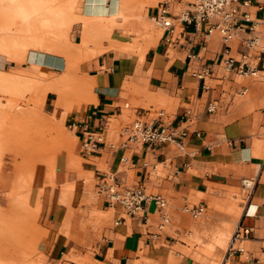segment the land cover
<instances>
[{
	"label": "crops",
	"instance_id": "1",
	"mask_svg": "<svg viewBox=\"0 0 264 264\" xmlns=\"http://www.w3.org/2000/svg\"><path fill=\"white\" fill-rule=\"evenodd\" d=\"M81 6L82 0H77L76 14ZM182 6L172 3L170 9L175 13ZM242 12L264 21V0L240 4ZM147 14L153 19L155 5L147 8ZM73 25L80 32L81 22ZM258 27L262 28V23ZM245 36L236 35L232 54L245 50ZM222 48L218 31L204 36L203 23L195 30L193 24L175 19L174 33L169 35L162 28L138 57L108 49L81 64L83 72H88L92 91L77 110L66 114V119L75 123L73 129L80 143L83 123L101 131L104 141L92 152L81 148L82 176L69 180L63 173L55 175L54 169L47 183L55 180V185L49 187L44 184L45 170L35 172L28 203H36L39 196L37 222L47 230L43 244L52 261L81 264L73 259L78 255L77 240L64 228L70 222V232L77 233L73 225L79 216H69L68 212L86 208L102 224L100 236L91 245L93 264H194L188 256L177 258V249L184 245L177 237L211 231L229 220L220 211L208 210L204 220L197 223L192 220L197 217L184 207L203 204V215L209 201L231 190L233 200L235 192L242 197L235 227H248L250 231L234 241L233 251L226 252L221 264H264V106L235 109L234 93L240 88L232 80L238 74L224 67ZM8 65L13 66V60L0 53V70ZM258 93L256 85L251 95ZM211 104L212 111L208 110ZM159 111L164 112L167 123L184 131L180 144L119 145L127 120L152 121ZM104 173L114 174L121 190L140 186L145 194L161 195L169 220L163 221L150 199L142 201L134 214L119 203L110 204L96 190ZM85 176L94 180L89 206L85 203ZM15 184L18 182L13 179L6 196ZM226 196L230 197L229 193ZM227 234L220 230L213 244L224 242Z\"/></svg>",
	"mask_w": 264,
	"mask_h": 264
},
{
	"label": "rangeland",
	"instance_id": "2",
	"mask_svg": "<svg viewBox=\"0 0 264 264\" xmlns=\"http://www.w3.org/2000/svg\"><path fill=\"white\" fill-rule=\"evenodd\" d=\"M156 1L131 0L132 7H130V0H120L119 13L97 17L84 15L86 0H82L79 14L75 13L77 0H64L75 18L67 33V39L75 49V55L68 65L69 73L65 74L67 73L66 69L62 72L63 79L58 90L47 89L40 97L35 95L34 85L40 83L41 77L31 80L18 79L12 82H6L0 78V214L2 215H0V230H5L3 233L0 232V264H56L44 249L43 242L47 230L37 222L38 211L36 209L37 205L39 209V196L36 203H28L29 194L33 193L32 182L35 172L45 170L44 184L49 182L54 169L55 175L63 173L69 180L76 176H82L81 143L77 140L73 127L69 126L70 122L66 119V114L77 110L80 103L85 101L92 91L88 72L86 70L83 72L81 64L89 63L92 56L108 49L118 53L125 52L140 56L147 45L157 39L162 30V27L147 14V8L155 5ZM60 2L62 3L63 0H55L51 4L57 7ZM20 9V6L14 5V3L9 6L7 0H0V28L3 27V24H7L11 15L16 13L19 16ZM78 21L81 22L80 32L78 26L73 25ZM1 23L3 24L1 25ZM20 23L18 21L17 24ZM54 30L57 36L60 30L57 26ZM27 34L31 33L22 32L20 36L29 37ZM58 38L59 36H57ZM233 55L238 57L237 53ZM44 57L42 55L40 59L43 61L52 59L48 55ZM24 60L13 61L14 65H8L3 73L5 74L11 69L29 71L30 67ZM255 62L256 60H253V63ZM47 68L48 70L53 69L51 66ZM259 68L264 70L260 65ZM35 81L37 83H34ZM232 81L240 88L238 92L234 93L235 109L244 111L264 106V71H259L255 76L238 74ZM256 85L259 93L252 96L251 93ZM56 108L57 111H55ZM130 120L132 119L127 122ZM13 147L27 151V156L22 158L11 154L10 148ZM13 179L14 183L18 182V184H15L13 192L6 196L4 193L11 189ZM85 179L88 186L85 203L89 206L95 190L94 180L88 176H85ZM46 185L52 187L55 185V180L54 183ZM227 193L230 197L226 196ZM232 195L233 191L225 190L222 197L209 201L203 215L192 218L198 223L204 220L208 210H215L228 216L229 223L220 222L213 230L204 233L179 235L177 239L184 245L177 249L179 254L177 258L188 256L194 264H221L235 227L236 218L241 210L239 202L242 201V197L238 192H235L236 199L233 200ZM93 214V211L86 208L68 212L69 216H79L78 223L73 225L78 229L77 233L70 232L72 227L70 222L64 228L66 234L74 236L77 240L79 249L75 253L78 255L73 256L77 263L93 264L91 245L100 236L102 226L96 221ZM19 218H26L29 224L22 225L21 221H18ZM16 227L17 229L19 227V231ZM8 229L11 232L8 233ZM189 229L195 230L192 227ZM220 230L228 232L225 241L213 244V239ZM195 234L200 239L195 237ZM4 247L7 248V251H2Z\"/></svg>",
	"mask_w": 264,
	"mask_h": 264
},
{
	"label": "built area",
	"instance_id": "3",
	"mask_svg": "<svg viewBox=\"0 0 264 264\" xmlns=\"http://www.w3.org/2000/svg\"><path fill=\"white\" fill-rule=\"evenodd\" d=\"M172 3H183V6L175 13H172ZM249 0H157L153 19L167 34L172 35L175 30V19L185 24H193L194 29H200L203 23V34L208 36L213 31L220 33L223 48L222 61L227 70H232L239 75L255 76L259 73V65L264 68V21L252 19L247 12L239 13V5H247ZM262 23V28H259ZM238 33H245L243 39L244 51L239 52L235 57L232 52V41ZM253 60H256L253 63ZM211 104L208 110L212 111ZM164 112L159 111L152 121L134 119L121 128L123 136L120 146H127L131 143L140 142L151 146L161 145L167 142L180 144L184 131H178L174 126L167 123L163 118ZM70 127L75 123L70 122ZM104 141L101 131H94L87 123L82 126L81 148L85 152H92L97 145ZM122 160H126L123 157ZM97 192L110 204H121L128 213H136L141 208L144 200H153L163 221L169 220L166 212V201L159 194H145L140 186L126 189H119L116 177L112 173H104L96 183ZM184 210L193 217L200 216L204 211V205L184 207ZM250 228L237 225L231 235L227 247V254L233 251V243L239 238L248 235Z\"/></svg>",
	"mask_w": 264,
	"mask_h": 264
},
{
	"label": "bare ground",
	"instance_id": "4",
	"mask_svg": "<svg viewBox=\"0 0 264 264\" xmlns=\"http://www.w3.org/2000/svg\"><path fill=\"white\" fill-rule=\"evenodd\" d=\"M54 1L55 0H7L9 6H12L13 3L16 6H20L21 12L19 13V16H17L16 13L13 14V16L11 15L7 21V24L5 25L1 23V25L3 24V27L0 28V53L5 54L9 59L16 62H18L20 59H25L30 67L29 71L11 69L5 74L3 73V70H0V78L6 82H12L18 79L31 80L36 77H41V81L38 83V85L35 86L32 84L34 85L35 95L40 97L47 89L54 91L58 90V86L63 79L62 72L65 69L66 71L68 70V65L74 59L75 55V49L71 46V43H69V40L67 39V33L71 29L72 25L71 22H73V20L75 21V18H73L70 7H68L64 0L62 3L60 2L57 7L52 6L51 2ZM119 1L120 0H86L83 13L86 16L97 17L117 14L119 13ZM130 4V7H132L131 0ZM18 21L21 23L17 24ZM56 26L60 30L57 34V36H59L58 39L54 30ZM22 32L31 34H27L29 37L20 36V33ZM61 36L63 38H60ZM42 55L45 57L47 55L50 56L52 58L51 61L41 60L40 57ZM48 66H51L53 69L48 70ZM68 73L69 71H67L65 74L67 75ZM34 83L37 82L35 81ZM10 153L16 156L18 155L19 157L21 156L22 158L27 156V151L15 147L10 148ZM250 183V181H247V185H250ZM19 219L20 220L18 221H21L22 225L29 224L26 218ZM18 223L19 222H17V224ZM17 230L19 231V227ZM4 231L0 230L1 233ZM9 232H11V230L8 229V233ZM1 243L3 244V242ZM6 249L7 248L4 247L2 251ZM2 263L4 262L2 261Z\"/></svg>",
	"mask_w": 264,
	"mask_h": 264
}]
</instances>
